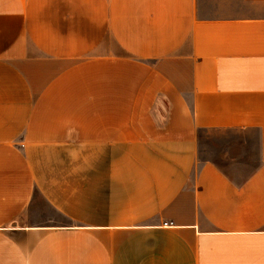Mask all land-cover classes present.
Listing matches in <instances>:
<instances>
[{
  "label": "crops",
  "instance_id": "obj_1",
  "mask_svg": "<svg viewBox=\"0 0 264 264\" xmlns=\"http://www.w3.org/2000/svg\"><path fill=\"white\" fill-rule=\"evenodd\" d=\"M224 1L0 0V264H264V0Z\"/></svg>",
  "mask_w": 264,
  "mask_h": 264
},
{
  "label": "rangeland",
  "instance_id": "obj_2",
  "mask_svg": "<svg viewBox=\"0 0 264 264\" xmlns=\"http://www.w3.org/2000/svg\"><path fill=\"white\" fill-rule=\"evenodd\" d=\"M224 8H229L228 11L241 13L246 11H257L258 13L262 12V3L261 1L255 2L254 4L243 2L242 0H233L232 4H228L225 1L223 2ZM260 11V12H259ZM242 135L238 133H216L209 132L203 133L200 136V155L203 157H209L214 159L216 162L222 166L228 164L230 159L226 155V150L230 143H236L237 154L236 156L239 161L248 166H254L258 162V146L256 142L253 144L242 141ZM234 140V141H232ZM239 176V174H238ZM50 210V209H49ZM47 210V223L53 220L55 214L52 211ZM52 215V218H50Z\"/></svg>",
  "mask_w": 264,
  "mask_h": 264
}]
</instances>
